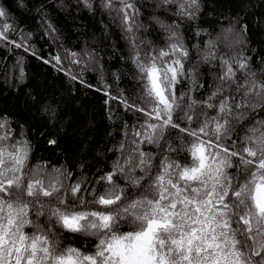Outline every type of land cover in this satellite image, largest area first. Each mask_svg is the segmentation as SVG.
Masks as SVG:
<instances>
[{
  "label": "snow or ice",
  "instance_id": "obj_1",
  "mask_svg": "<svg viewBox=\"0 0 264 264\" xmlns=\"http://www.w3.org/2000/svg\"><path fill=\"white\" fill-rule=\"evenodd\" d=\"M113 2L103 0L101 6L121 16L143 106L108 91L105 103L117 101L142 122L132 126L127 154L121 142L117 151L123 159L98 178L107 187L99 195L93 189L85 201L77 195L80 183L62 192L59 181L45 183L37 170L25 172L30 146L13 141L7 121L0 119V264H264V121L232 138L233 122L264 109V79L250 70L248 57L218 55L217 42L209 38L203 49L193 47L202 62L218 61L220 72L210 94L194 99L203 84L192 71L180 23L156 19L166 46L142 51L151 41L138 42L134 0H119L118 8ZM83 3L91 9L89 0ZM161 5H175L180 21H195L201 11L200 0H161ZM7 16L0 7L5 20L0 41H8L12 31ZM53 59L60 63L59 56ZM182 81L192 86L178 94ZM144 145L156 151H145ZM55 228L96 242L88 252L61 248Z\"/></svg>",
  "mask_w": 264,
  "mask_h": 264
},
{
  "label": "trees",
  "instance_id": "obj_2",
  "mask_svg": "<svg viewBox=\"0 0 264 264\" xmlns=\"http://www.w3.org/2000/svg\"><path fill=\"white\" fill-rule=\"evenodd\" d=\"M89 2L91 9L83 0H0V7L8 14L6 22L12 26L8 41H0V119L7 121L13 141L26 140L30 146L25 172L37 170L45 183L59 181L62 192L80 183L77 195H83L85 201L92 199L89 193L93 189L99 195L107 187L102 181L98 183V178L112 170L117 159H123L117 151L121 142L127 154L132 126L143 119L138 113L125 111L115 100L105 103L104 92L108 91L143 106L139 99L142 89L121 16L102 7L103 0ZM134 4L138 9L135 21L145 26L136 30L138 42L151 41L142 51L166 46V34L156 19L165 24L173 20L180 23L190 63L195 66L192 71L203 84L192 93L194 99L203 100L210 94L220 72L218 61L202 62L193 47L203 49L209 38L217 42L218 55L248 57L250 70L257 79H264V0H200L201 11L191 22L180 21L173 15L176 6L161 5V0H134ZM118 7L119 0H114L113 8ZM3 23L4 18H0V25ZM197 31L201 35L197 36ZM11 41L23 46L16 47ZM89 52L94 54L86 63L84 55ZM55 56L60 57L59 64ZM188 68L186 63V72ZM191 86L190 81H182L178 94ZM209 114L214 112L209 110ZM261 121L264 109L246 112L239 123L233 122L232 138L236 139V133L242 138ZM168 134L175 136L171 130ZM51 139L57 143L48 144ZM172 142L174 146L177 143L175 139ZM143 147L156 151L150 145ZM55 231L61 248L72 246L88 252L96 242L94 237L59 228Z\"/></svg>",
  "mask_w": 264,
  "mask_h": 264
},
{
  "label": "rangeland",
  "instance_id": "obj_3",
  "mask_svg": "<svg viewBox=\"0 0 264 264\" xmlns=\"http://www.w3.org/2000/svg\"><path fill=\"white\" fill-rule=\"evenodd\" d=\"M135 23L138 24V25H141V27H140L141 29H143V27L145 28L144 24H142L139 20H136ZM140 28H139V29H140ZM227 38H228V40H230L231 37H227ZM228 40H227V42H228ZM230 41H231V40H230ZM233 43H236V44H237V41L233 40ZM233 43H232V44H233ZM93 54H94V52L85 53V55H84L85 62H86L88 59H90L89 56H91V55H93ZM86 63H87V62H86ZM83 64H85V63H83Z\"/></svg>",
  "mask_w": 264,
  "mask_h": 264
}]
</instances>
